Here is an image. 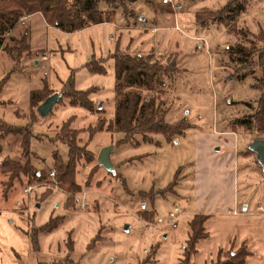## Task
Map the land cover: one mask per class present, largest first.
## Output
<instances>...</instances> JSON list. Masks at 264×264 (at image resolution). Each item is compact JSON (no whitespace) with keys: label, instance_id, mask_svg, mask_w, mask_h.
<instances>
[{"label":"rangeland","instance_id":"1","mask_svg":"<svg viewBox=\"0 0 264 264\" xmlns=\"http://www.w3.org/2000/svg\"><path fill=\"white\" fill-rule=\"evenodd\" d=\"M154 1L115 0L116 7L101 1V9L114 10L112 20L73 33L47 25L37 14L12 38L6 36L0 80L6 75L8 80L0 93V118L26 129L0 139V159L23 166L29 160L31 171L15 178L0 171V264H183L189 221L203 210L211 214L209 242L219 245L232 232L248 240L256 258L264 256V169L252 149L264 135L247 120L262 92L264 0H247L230 25L219 19L227 17L219 9L228 0ZM24 36L30 53L21 51ZM18 47L12 58L10 48ZM117 47L134 56L144 53L153 68L162 67L158 75L166 81L163 99L170 108L166 120L187 119L184 134L171 141L161 133L152 141L137 135L126 142L124 133L108 129L116 98L114 63L105 58ZM93 57L100 58L98 64L105 61V73L89 69ZM71 76L76 89L93 90V109L63 95L41 117L40 99L63 92ZM132 89L142 97L155 94ZM69 120L71 131L65 128ZM101 120L105 127L93 135ZM74 131L78 146L95 155L91 162L90 155L77 161L80 191L65 188L56 163L58 154L68 160L61 140ZM27 137L31 145L24 158ZM105 148L113 149L112 171L97 166ZM174 180V188L165 190ZM69 197L77 200L74 207L65 206ZM59 216L54 230L39 235L36 250L31 232ZM208 254L203 247L190 264L218 261V254L216 259ZM220 258L230 257L223 252Z\"/></svg>","mask_w":264,"mask_h":264},{"label":"trees","instance_id":"2","mask_svg":"<svg viewBox=\"0 0 264 264\" xmlns=\"http://www.w3.org/2000/svg\"><path fill=\"white\" fill-rule=\"evenodd\" d=\"M101 1L106 2L110 6L116 7V5H118L115 3V0H0V50L7 48L5 46L6 36L26 15L41 13L49 25L67 33L77 32L93 25L110 22L114 15V10L101 9L99 6ZM120 1L122 2V5H124L128 0ZM113 3L114 5H112ZM246 5L247 0H228L225 6L222 9H219L226 12L227 17L225 19L219 17V19L223 22H225V20H230L227 21L230 22V25L232 20L234 21L236 17L242 13ZM21 46V51L29 53L32 51L26 36L21 39L20 47ZM20 47L16 49L10 48V55H12V58L16 57L13 52L19 50ZM262 57L264 58V53ZM99 59L100 58L93 57V59L87 63V66L96 73H105V61H100L98 64L97 62ZM105 59L113 60L115 76V116L109 123V130L124 133L126 135L124 139L126 142L134 139L137 135H141L144 141H152L154 134L161 133L167 138V140L171 141L175 136L184 134L185 130L190 126V122L187 119H181L173 123H169L166 120V115L170 111V108L165 107V100L163 99V87H165L166 81L163 77L158 75V71L162 67L155 66L153 68L148 56L141 54L134 56L126 51L122 52L119 47H117L114 52H111ZM174 68L176 70V65ZM7 80L8 75L0 80V93ZM260 85L262 92L257 99L256 112L254 113L253 118L247 120L253 122L255 131L258 134L264 135V76L262 77ZM135 87L146 88L153 91V93L155 92V94L142 97L139 91L132 89ZM41 91H43V89ZM91 93H93V90L76 89L73 77L71 76L65 83L63 92H59L58 94L60 96L59 99L64 95L70 98L71 104L92 110L93 100L90 97ZM35 96L36 92L32 94L33 100L35 99ZM44 97L42 100L40 99V101L43 102L48 98L44 99ZM0 104H4V101H0ZM245 121L246 120L244 119V122ZM72 122V120L66 122L67 124L65 128L69 131H71L70 125ZM104 127L105 122L101 120L91 131L94 132V135L96 131L103 130ZM25 129V126L22 124L14 125L0 118V139L7 134L22 133ZM77 133L78 131H74L73 136L67 138L66 141L61 140L68 146V160L66 162L60 160L61 156L59 154V157L56 160L57 165L59 164L58 166L60 167L58 177L63 180V184L68 191H80L82 187V185L76 180L77 161L82 159V157H88V155L92 156L91 160H89L90 162L95 158L93 153L78 146L76 137L74 136L77 135ZM25 139L23 147L24 158L29 155L31 145L30 137ZM30 166L31 162L29 160L23 166L19 162L0 159V171L5 174H11L13 178L18 176L20 172L29 173L31 171ZM97 166L99 167L101 164L98 163ZM97 166L95 165V170ZM92 171L93 169L88 174L89 178H92ZM34 175L41 178L43 173L35 172ZM177 176L178 175L176 174L175 179H177ZM176 183V180H174L165 190L173 189V186ZM76 201L77 200L74 199V197H69L66 200L65 206L67 208L74 207ZM210 217V214H196L191 219L189 223L191 234L184 250L185 257L182 261L185 263L183 264H190L192 256L196 255L199 251L198 245L200 241L209 237L210 233L206 229V223ZM62 219V216L51 218L46 224L40 226L39 229H35L31 232V241L36 250L40 248L39 235L42 232L45 233L54 230ZM231 247L235 248L236 246L232 245ZM238 248L237 251L233 249L231 250L230 248L227 251L220 249L218 252V261H209L207 264H246L248 257L251 255L248 245L243 242ZM223 252L229 254L230 258L222 260L220 255H222Z\"/></svg>","mask_w":264,"mask_h":264},{"label":"crops","instance_id":"3","mask_svg":"<svg viewBox=\"0 0 264 264\" xmlns=\"http://www.w3.org/2000/svg\"><path fill=\"white\" fill-rule=\"evenodd\" d=\"M155 3L156 2H160V1H154ZM154 3V4H155ZM41 15L42 17H43V15L41 14V13H35V14H32V15H26V16H24L20 21H19V23L11 30V32L7 35L8 37H10V38H12V34H13V32L15 31V29L22 23V22H24V21H27V20H29V19H31L33 16H35V15ZM44 18V17H43ZM146 19V20H145ZM44 20H45V18H44ZM142 20H143V22H146L147 21V18L146 17H142ZM155 21V20H154ZM45 22H46V20H45ZM46 24L47 25H49L47 22H46ZM49 26H51V25H49ZM51 27H53V28H56V27H54V26H51ZM131 27H134V26H131ZM152 27H153V31H156V29L157 28H159L157 25H155V24H153L152 25ZM151 27V28H152ZM135 29H136V27H134ZM57 29V28H56ZM27 36H28V34H26ZM29 37V36H28ZM143 38L146 40V37L145 36H143ZM6 40H8L7 38L5 39V41ZM155 40H156V38H155ZM147 41V40H146ZM149 43V42H148ZM150 44V43H149ZM152 48H154V47H152ZM152 48H150V49H152ZM31 50H32V46H31ZM35 50H37V49H35ZM2 52H3V50H0V55L2 54ZM155 53H159L157 50H156V52ZM141 55H143L142 53H140ZM152 54V53H151ZM38 62V61H37ZM196 206L197 207H199V205L198 204H196ZM243 206H244V208L245 209H249V207H250V204L249 203H243ZM201 211V210H200ZM205 210H203L202 212H198V213H195L194 215H196V214H206L205 212H204ZM234 212H236V211H234ZM211 215V214H210ZM231 218H237V217H231ZM241 220V219H240ZM240 220H238V221H240ZM191 221V220H190ZM190 221H189V223H190ZM215 224V223H214ZM215 226H216V224H215ZM216 228V231H217V227H215ZM206 229H207V231L210 233V231L208 230V227H207V223H206ZM231 233L232 232H230V233H228L231 237H230V239L228 240V239H226V240H224V241H222L221 243L220 242H218L219 243V245H216L217 243V241L216 242H214L213 244H212V242H209L210 240H213L212 239V235L210 236L209 235V238H207V239H204V240H201L200 241V243H199V245H198V252H197V254L196 255H194L195 257H196V259L194 260L193 259V261H194V263H195V261H197V258H198V255L202 252V248L204 247L207 251H208V255H210L211 257H212V259H216V257H217V254H218V252H219V250L220 249H222L223 251L225 250V251H227V249L228 248H230L232 245H235V246H240V244H242L243 242H245L247 245H248V249H249V251L251 252V255L248 257V259H247V261H246V264H264V256H262V255H260L259 257H255L254 256V254H253V251L251 250V248H250V245H249V243H248V240L247 239H244V238H238L237 236H235L234 234H232L231 235ZM190 234H191V230L189 231V237H190ZM211 234V233H210ZM228 234H225V235H228ZM234 235V236H233ZM189 237H188V239H189ZM209 240V241H208ZM209 245H211V247L209 246ZM212 250V251H211ZM207 262H209L208 260L207 261H204V263L203 264H207Z\"/></svg>","mask_w":264,"mask_h":264},{"label":"water","instance_id":"4","mask_svg":"<svg viewBox=\"0 0 264 264\" xmlns=\"http://www.w3.org/2000/svg\"><path fill=\"white\" fill-rule=\"evenodd\" d=\"M60 98L59 94H53L48 97L43 103H41L38 107V113L41 117H46L53 109L54 104ZM252 149L256 152L259 162L261 163L264 169V139H258L254 142ZM112 148H105L99 154V162L105 167L108 171H112L114 169V165L111 160ZM39 207V205L37 206Z\"/></svg>","mask_w":264,"mask_h":264},{"label":"built area","instance_id":"5","mask_svg":"<svg viewBox=\"0 0 264 264\" xmlns=\"http://www.w3.org/2000/svg\"><path fill=\"white\" fill-rule=\"evenodd\" d=\"M161 3L164 4V5H173L175 3L174 0H161ZM52 175H54V173H52ZM236 213V212H234ZM176 224H174L175 226Z\"/></svg>","mask_w":264,"mask_h":264}]
</instances>
